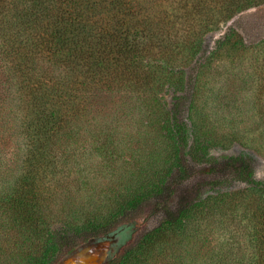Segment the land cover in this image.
<instances>
[{
    "label": "trees",
    "instance_id": "obj_1",
    "mask_svg": "<svg viewBox=\"0 0 264 264\" xmlns=\"http://www.w3.org/2000/svg\"><path fill=\"white\" fill-rule=\"evenodd\" d=\"M165 1L172 6L0 0V226L11 231V242L32 243L25 264H58L87 241L140 221L105 262L129 264L150 242L158 249L172 242L170 234L187 238L188 218L214 203L239 215L234 223L249 244L238 253L214 252L207 264H264V179L255 175L250 150L264 143V133L249 138L232 119L221 118L227 121L221 126L201 111L215 59L229 57L237 45L218 52L219 41L205 55L206 36L234 11L262 0ZM238 44L244 46L242 39ZM253 49L264 59V38ZM129 124L163 132L166 159L158 178L148 174L140 187L117 186L105 211L96 205L100 212L75 221L73 189L64 181L75 148L87 144L113 167L105 163L123 146ZM10 146L15 155L5 158ZM231 185L244 187L232 194Z\"/></svg>",
    "mask_w": 264,
    "mask_h": 264
},
{
    "label": "rangeland",
    "instance_id": "obj_2",
    "mask_svg": "<svg viewBox=\"0 0 264 264\" xmlns=\"http://www.w3.org/2000/svg\"><path fill=\"white\" fill-rule=\"evenodd\" d=\"M140 1L144 7L154 9L166 7L169 2L170 7L172 6V1ZM177 4V2L173 3V5ZM188 6L191 7V5ZM251 6L242 11H234L220 29L206 36L208 51L205 50V55L215 50L219 41L222 49H218V52H224L235 43L237 45L232 49L229 57L218 55L215 59L213 67L206 76L208 83L201 90V101L204 105L201 111L202 116L212 117L211 121L224 117L227 120L232 119L239 131L249 134L251 136L249 138H254L256 135L253 133H264V59L259 51L253 49L254 43L264 38V0ZM205 11L210 12L208 8ZM139 17L144 19L145 16ZM240 39L244 46L238 44ZM161 94L165 100L170 99V92L163 91ZM108 111H111L108 117L111 119L114 110ZM222 120L218 121L221 126L227 122ZM96 122H98L97 118ZM124 126L126 127L123 124L119 131H114L120 132L115 133V136L121 134V129H126ZM129 126L131 129L127 131L122 141L123 146H120L105 163L113 167L104 166V160L101 158L105 156L91 152L89 145L81 143V146L75 148L72 174L66 175L64 179L73 189L70 202L73 203L74 208L70 214L75 221L82 222L91 218L94 213L100 212L96 205L105 211L112 200V190L117 186L127 187L126 185L132 184L133 187H140L146 183L144 178L148 174L154 176L155 180L158 178L166 159V147L162 142L163 132L156 126L155 132L152 131V133L141 132L136 129L138 127L136 124H129ZM219 132L223 130L220 129ZM154 134L155 139H153ZM93 139L89 137L86 140L90 142ZM9 148L8 152L3 153L5 158L15 155L14 147ZM231 149L234 151L235 147ZM250 150L254 157L255 175L257 178L264 179V143L257 150L251 148ZM144 153L150 154L151 160H148V155L145 156ZM8 164L11 163L8 162ZM96 168L102 169L96 171ZM243 187V185H231L229 189H232L231 193L234 194ZM76 188H78L77 191ZM217 206V203L211 206L205 204L204 207L202 205L194 211L185 225L187 229L185 233L189 234V237L184 238L181 233L173 234V236L170 234L171 240L174 237L172 242L164 247L160 245L158 249H155V241L150 242L144 247L143 252L138 254L140 260L132 258L129 264H207L210 259H213L214 252L238 253L241 251L240 247L245 249V245L247 247L249 244L248 236L245 238L246 232L239 231L234 223L240 219L239 215L235 218V212H232L229 207H223L222 203ZM139 223L140 221H136L123 225L102 237L87 241L65 256L58 264H105L130 238ZM0 236L2 237L0 264L28 262L31 258L30 253L33 252L32 248L29 249L32 245L29 240L21 239L16 244L11 242V231L4 226H0Z\"/></svg>",
    "mask_w": 264,
    "mask_h": 264
}]
</instances>
